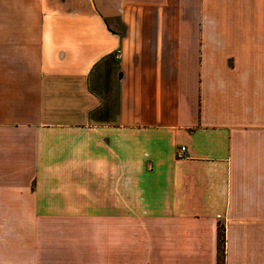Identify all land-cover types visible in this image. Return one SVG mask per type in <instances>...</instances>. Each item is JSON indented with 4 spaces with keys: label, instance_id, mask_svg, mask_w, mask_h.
<instances>
[{
    "label": "crops",
    "instance_id": "obj_1",
    "mask_svg": "<svg viewBox=\"0 0 264 264\" xmlns=\"http://www.w3.org/2000/svg\"><path fill=\"white\" fill-rule=\"evenodd\" d=\"M219 228L264 264V0H0V264H217Z\"/></svg>",
    "mask_w": 264,
    "mask_h": 264
},
{
    "label": "trees",
    "instance_id": "obj_2",
    "mask_svg": "<svg viewBox=\"0 0 264 264\" xmlns=\"http://www.w3.org/2000/svg\"><path fill=\"white\" fill-rule=\"evenodd\" d=\"M224 264V233L222 228L218 229V263Z\"/></svg>",
    "mask_w": 264,
    "mask_h": 264
},
{
    "label": "built area",
    "instance_id": "obj_3",
    "mask_svg": "<svg viewBox=\"0 0 264 264\" xmlns=\"http://www.w3.org/2000/svg\"><path fill=\"white\" fill-rule=\"evenodd\" d=\"M183 151H184V148L181 147L180 150H179V152L182 153Z\"/></svg>",
    "mask_w": 264,
    "mask_h": 264
}]
</instances>
